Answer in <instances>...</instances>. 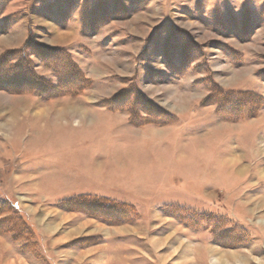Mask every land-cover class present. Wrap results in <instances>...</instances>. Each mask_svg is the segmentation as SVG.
<instances>
[{
	"label": "rangeland",
	"instance_id": "obj_1",
	"mask_svg": "<svg viewBox=\"0 0 264 264\" xmlns=\"http://www.w3.org/2000/svg\"><path fill=\"white\" fill-rule=\"evenodd\" d=\"M2 63L0 264H264V0H0Z\"/></svg>",
	"mask_w": 264,
	"mask_h": 264
},
{
	"label": "trees",
	"instance_id": "obj_2",
	"mask_svg": "<svg viewBox=\"0 0 264 264\" xmlns=\"http://www.w3.org/2000/svg\"><path fill=\"white\" fill-rule=\"evenodd\" d=\"M5 59H3L2 61H4ZM5 61H7V59L5 60ZM4 63H2L1 65H0V69L2 68V65H3ZM16 68V67H15ZM14 68V69H15ZM22 69V68H21ZM73 69V68H72ZM74 70V69H73ZM75 73H76V71H74ZM74 74V73H73ZM29 75V74H28ZM74 75H76V74H74ZM78 73H77V77H78ZM28 76L26 75H16V73H15V76H13V77H10V78H5L4 76L2 77V76H0V81H2V82H4V81H6V82H21V84H26V82H27V80H28V78H27ZM80 77H82L81 75H80ZM79 77V78H80ZM28 83V82H27ZM11 83H7V85H10ZM14 84V83H13ZM41 91V90H40ZM97 204H98V202H97Z\"/></svg>",
	"mask_w": 264,
	"mask_h": 264
},
{
	"label": "bare ground",
	"instance_id": "obj_3",
	"mask_svg": "<svg viewBox=\"0 0 264 264\" xmlns=\"http://www.w3.org/2000/svg\"><path fill=\"white\" fill-rule=\"evenodd\" d=\"M72 112V111H71ZM71 112H70V114H71ZM73 112H74V110H73ZM75 113H76V111H75ZM17 114V113H16ZM73 114V113H72ZM65 117H66V115H65ZM12 119H13V122L15 123V121H16V116L14 115V116H12ZM6 127V126H5ZM3 128V127H2ZM7 128V127H6ZM29 211V210H28Z\"/></svg>",
	"mask_w": 264,
	"mask_h": 264
}]
</instances>
